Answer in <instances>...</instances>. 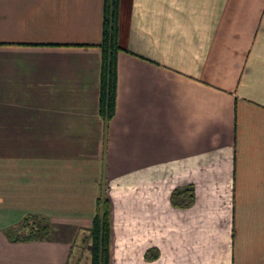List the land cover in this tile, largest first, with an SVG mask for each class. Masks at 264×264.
<instances>
[{"label":"crops","instance_id":"obj_1","mask_svg":"<svg viewBox=\"0 0 264 264\" xmlns=\"http://www.w3.org/2000/svg\"><path fill=\"white\" fill-rule=\"evenodd\" d=\"M103 5L0 0V264H67L102 194L110 264H264V0H119L108 121Z\"/></svg>","mask_w":264,"mask_h":264},{"label":"trees","instance_id":"obj_2","mask_svg":"<svg viewBox=\"0 0 264 264\" xmlns=\"http://www.w3.org/2000/svg\"><path fill=\"white\" fill-rule=\"evenodd\" d=\"M119 0H104L102 25L101 96L100 113L108 121L114 113L116 95V54L121 49L117 42V16ZM172 205L190 206L194 201V189L188 185L174 189L170 194ZM26 215L18 224L20 230L15 240H39L47 237L48 225L44 218ZM89 264H110L111 206L104 194L96 202V211L88 227ZM158 255L156 248L148 249L146 258Z\"/></svg>","mask_w":264,"mask_h":264},{"label":"rangeland","instance_id":"obj_3","mask_svg":"<svg viewBox=\"0 0 264 264\" xmlns=\"http://www.w3.org/2000/svg\"><path fill=\"white\" fill-rule=\"evenodd\" d=\"M38 217V216H37ZM41 217H38L40 219ZM6 232H9L6 230ZM88 228L78 231L74 245L72 246L70 255L68 257L67 264H89L90 263V251L88 244Z\"/></svg>","mask_w":264,"mask_h":264}]
</instances>
